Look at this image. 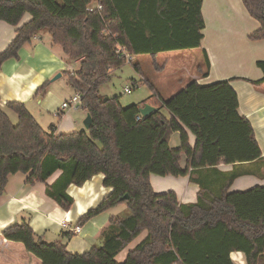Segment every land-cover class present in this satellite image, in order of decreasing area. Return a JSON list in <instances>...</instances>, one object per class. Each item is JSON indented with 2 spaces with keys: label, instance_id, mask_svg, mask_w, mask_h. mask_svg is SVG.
Masks as SVG:
<instances>
[{
  "label": "trees",
  "instance_id": "trees-1",
  "mask_svg": "<svg viewBox=\"0 0 264 264\" xmlns=\"http://www.w3.org/2000/svg\"><path fill=\"white\" fill-rule=\"evenodd\" d=\"M101 1L103 10L91 12L93 0H0L1 21L18 26L31 15L0 53V71L47 29L67 62L80 61L79 69L67 72L68 84L81 94L83 109L93 117L88 131L58 135L57 124L45 130L23 103H9L18 114L17 125L0 108V196L9 176L22 172L27 185L44 183L46 195L69 211L75 203L69 187L103 174L104 185L112 191L81 215L79 224L118 205H127L130 213L111 216L101 232L102 245L82 254L67 250L65 239L72 232L64 231L63 240L46 242L28 217L2 235L23 243L41 264H235L234 251L243 252L247 264H264V186L230 191L240 176L264 177L263 152L251 122L240 112L232 79L208 84L192 79L169 99L151 84L152 94L143 104L127 106L119 95L111 97L100 89L114 69L127 63L116 52L119 44L134 55L132 62L142 55L155 58L162 52L201 49L204 64L199 71L208 76L210 59L202 46L204 0ZM242 1L260 23L250 38L264 39V0ZM257 66L264 73V60ZM245 80L256 87L264 84V76ZM48 86L44 83L38 94ZM145 104L155 107L148 116L140 112ZM175 132L181 144L172 148ZM221 164L232 169L221 170ZM151 174L188 176L199 187L197 200L182 202L174 190L157 193ZM144 231L146 236L118 261Z\"/></svg>",
  "mask_w": 264,
  "mask_h": 264
},
{
  "label": "crops",
  "instance_id": "crops-1",
  "mask_svg": "<svg viewBox=\"0 0 264 264\" xmlns=\"http://www.w3.org/2000/svg\"><path fill=\"white\" fill-rule=\"evenodd\" d=\"M243 5L242 0L203 1L202 14L206 27L203 30L202 46L208 53L210 70L208 76L202 77L198 67L197 73L200 75H192V79H197L203 84L232 79L231 85L238 94L240 112L251 122L264 156V84L256 87L245 80H258L264 76L257 66V61L264 60V39L250 38L260 27V23ZM30 19L31 15L26 14L18 26L0 20V53L16 37L17 29ZM45 30L40 31L30 43L20 49L18 58L8 59L2 65L0 108L15 125L18 124L19 117L9 107L12 102L25 104L44 129L56 123L58 135L79 132L85 118L81 117L80 121H75L72 114H66L68 110L61 109L62 102L69 100L76 92L68 84V78L65 86L58 88L54 87V81L51 80L58 72L71 69L72 62H67L62 47L53 43L49 31ZM61 74L62 77L64 74ZM46 82L50 83L47 91L39 95L38 90ZM156 90L161 94L158 88ZM87 113L84 110V117ZM189 137L191 145L194 146L195 137L190 132ZM180 144V133H173L170 138L171 147L177 148ZM219 168L230 170L232 165L221 164ZM59 174L60 171H57L48 182H52ZM166 177L174 180L171 182L168 181L170 178L150 175L151 183L157 192H163L162 188L170 187L182 202L197 200L199 187L191 182L188 176ZM26 178L27 175L22 172L10 175L5 192L0 196V264H41V260L29 253L23 243L10 241L2 235L6 228L17 224L22 217L30 218L32 229L46 242L62 240L64 231L72 232L67 241V250L71 253L82 254L102 242L101 232L108 225L111 216L116 215L115 209L119 205L100 213L83 225L79 224V219L111 193L112 188L104 185L103 174L93 176L82 186L69 187L68 191L75 200L73 208L69 211L62 209L46 195L44 183L27 185ZM256 185L264 186V177L243 175L233 182L230 191L247 190ZM64 224L69 228L81 226V232L76 233L64 227ZM146 234L144 231L131 242L118 255L117 260L124 261L129 250ZM231 258L235 264H247L243 252L234 251Z\"/></svg>",
  "mask_w": 264,
  "mask_h": 264
},
{
  "label": "rangeland",
  "instance_id": "rangeland-1",
  "mask_svg": "<svg viewBox=\"0 0 264 264\" xmlns=\"http://www.w3.org/2000/svg\"><path fill=\"white\" fill-rule=\"evenodd\" d=\"M135 64L139 65V69L135 67ZM203 64L204 56L199 49L162 52L155 58L150 55H142L137 57L134 62L125 63L121 67L114 69L111 79L104 83L100 89L102 93L111 97L119 95L122 104L125 106L134 103L143 104L152 94L151 84L159 89L164 99H169L187 86L192 80V75H200L197 73V69ZM71 67L67 71H61L64 75L54 80L55 88L65 86L68 78L67 72L73 73L79 69L80 62H72ZM127 86L132 88L130 93L126 92ZM68 113L73 115L75 121H80L81 117L85 118L83 109L68 110L66 114ZM48 129L45 128V130ZM80 131H88V129L82 124ZM157 177L162 178L163 176L157 175ZM172 180L174 179L170 178L168 181L172 182ZM168 190L172 189L170 187L161 189L163 192ZM115 210H117L116 215L121 217H126L130 213L127 205H119ZM61 239L63 240V237ZM68 240L65 239L66 243ZM96 245H102V242Z\"/></svg>",
  "mask_w": 264,
  "mask_h": 264
},
{
  "label": "built area",
  "instance_id": "built-area-1",
  "mask_svg": "<svg viewBox=\"0 0 264 264\" xmlns=\"http://www.w3.org/2000/svg\"><path fill=\"white\" fill-rule=\"evenodd\" d=\"M88 10L101 12L103 10V4L101 0H93V3L88 6ZM116 52L127 62L131 63L134 60V55L128 50L126 45H117ZM132 88L126 87V92L130 93ZM62 110H79L83 109V100L80 93H75L69 100L63 101L61 105ZM64 227L69 228L66 224ZM72 231L79 233L81 232V226H75L69 228Z\"/></svg>",
  "mask_w": 264,
  "mask_h": 264
},
{
  "label": "water",
  "instance_id": "water-1",
  "mask_svg": "<svg viewBox=\"0 0 264 264\" xmlns=\"http://www.w3.org/2000/svg\"><path fill=\"white\" fill-rule=\"evenodd\" d=\"M61 75H62L61 73L57 74V75L53 78L52 81L56 80V79L59 78ZM154 110H155V107H154V106H152V105H150V104H145V105L140 109V112H141V114H142L143 116H148V115H150ZM83 124H84V126L86 127V129L89 130V129L91 128V126H92V124H93V117H92L91 113H89V112L87 113V115H86V117H85V119H84V121H83ZM128 198H129V195H128V194L125 195V196L123 197V199H128Z\"/></svg>",
  "mask_w": 264,
  "mask_h": 264
}]
</instances>
